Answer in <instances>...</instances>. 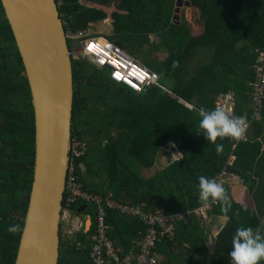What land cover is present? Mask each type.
Listing matches in <instances>:
<instances>
[{"label":"trees","instance_id":"16d2710c","mask_svg":"<svg viewBox=\"0 0 264 264\" xmlns=\"http://www.w3.org/2000/svg\"><path fill=\"white\" fill-rule=\"evenodd\" d=\"M81 1L112 10V34L106 39L156 73L165 89L135 93L112 82L103 70L82 60L72 63V140L84 144L85 151L71 161L83 190L111 196L145 215L184 211L187 217L174 223V233L155 242L158 264H230L237 228L259 233L264 219V98L260 118L251 121L248 116L253 112L254 65L264 52V0H190L204 26L196 38L176 18L177 0H60L59 15L73 33H87L91 24L109 18ZM167 79L173 82L170 88ZM229 91L235 94V116L251 121L246 141L226 137L209 143L197 135L198 110L216 108V98ZM168 144L175 145L170 150L178 157L167 158L157 169ZM217 144L223 145L219 153ZM33 167L31 97L0 2V264L15 262ZM139 170L152 173L143 178ZM223 170L227 177L218 179ZM199 176L222 183L229 197L228 204L217 201L213 206L207 226L193 214L203 205L198 200ZM79 205L74 206L77 213ZM97 209L87 205L83 213L94 219ZM214 219L219 221L216 229ZM106 224L111 228L107 237L120 256L142 242L148 229L140 216L118 210H106ZM14 225L18 230L10 232ZM92 235V229L78 233L74 244L60 234L58 264H91Z\"/></svg>","mask_w":264,"mask_h":264},{"label":"water","instance_id":"95a60500","mask_svg":"<svg viewBox=\"0 0 264 264\" xmlns=\"http://www.w3.org/2000/svg\"><path fill=\"white\" fill-rule=\"evenodd\" d=\"M0 2L23 65L34 118L33 176L14 264H58L74 100L67 37L55 0ZM81 4L103 10L112 20V10Z\"/></svg>","mask_w":264,"mask_h":264},{"label":"built area","instance_id":"2783aa9c","mask_svg":"<svg viewBox=\"0 0 264 264\" xmlns=\"http://www.w3.org/2000/svg\"><path fill=\"white\" fill-rule=\"evenodd\" d=\"M57 5L61 4L60 0H56ZM67 40L78 42L80 48L70 50L68 47V55L72 62H78L81 58H85L91 62L96 69L106 72L109 79L119 85L125 86L135 93H141L147 88L157 87L165 91L164 87L159 83V76L149 71L144 65L140 64L132 55L127 53L119 46L114 45L103 36L88 35L84 32L73 33L67 29V23L63 22ZM255 80L252 83V114L248 115L252 120L259 119L262 111V99L264 98V52H259L256 63L254 65ZM215 107H223L225 111L235 118V94L232 91L221 94L216 98ZM246 118V116H244ZM247 127L250 120L246 118ZM236 141H246L245 134ZM85 151V145L77 140H71L70 160L65 182L63 194V206L61 211V222L68 227V235L73 241L76 234L85 232V219L91 216L82 215L74 211L76 204L95 205L98 207L94 214L90 225L93 235L90 237L89 259L91 264H158L159 257L154 250L155 242L159 237L169 236L174 233V223L177 220H184L186 213L167 215L161 210H156L152 215H145L138 208L122 205L109 196H98L90 194L83 190L79 177L76 174V168L71 158L81 156ZM225 169V167H224ZM225 170L218 176V179H224ZM218 204L217 201H210L207 204L193 210L198 222L202 226L209 223V213L213 206ZM106 210H118L121 214L130 216H140L148 226L147 232L143 235L142 242H135L129 252L120 256L115 251L111 240L107 237L110 226L106 224ZM157 229L159 231H157Z\"/></svg>","mask_w":264,"mask_h":264},{"label":"clouds","instance_id":"9594fccd","mask_svg":"<svg viewBox=\"0 0 264 264\" xmlns=\"http://www.w3.org/2000/svg\"><path fill=\"white\" fill-rule=\"evenodd\" d=\"M198 115L200 119L197 135L203 134L205 140L209 143H215L217 138L239 139L246 132V118L244 116L233 118L223 107L212 110L201 107L198 110ZM172 147H175V145L172 144ZM222 148V144L216 145L218 153L222 151ZM175 154L177 153H174L172 157ZM198 181V200L201 203L207 204L210 201H220L228 204L229 197L222 183L206 176H199ZM17 230L18 228L15 225L9 228L10 232H16ZM228 255L230 264H261L264 261V235L255 232L251 227L237 228L232 237V248Z\"/></svg>","mask_w":264,"mask_h":264},{"label":"crops","instance_id":"0c3cea01","mask_svg":"<svg viewBox=\"0 0 264 264\" xmlns=\"http://www.w3.org/2000/svg\"><path fill=\"white\" fill-rule=\"evenodd\" d=\"M176 14H175L176 18L179 20V22L182 21L183 23H185L187 25L190 36L196 38V37H200L203 34L204 26H203L202 22L200 21L199 11L191 5L190 0H177ZM108 20H109V18H108ZM96 35H98V34H96ZM98 36H100V35H98ZM103 37L106 38V36H103ZM161 164L162 163H160V165ZM162 167H164V166L159 167L158 164L156 165L157 169H159V168L161 169ZM151 173H152L151 170L150 171H144V172L139 170V174L143 178H148V176L151 175ZM109 197L112 199L111 196H109ZM163 211L167 214H179V213L184 212V211H177V212L168 213L164 209H163ZM80 213L82 214L83 210ZM82 215L84 216L86 214L83 213ZM92 218L90 217V218L85 219V229L86 230H85V232H81V233L86 235L89 231H91L92 227L90 225L92 224L91 222H93ZM63 224H64L63 227L65 229V233H64L65 237L62 238V236H61V238L67 242L72 241L74 244H77L78 241L77 242L73 241L72 237L68 235L67 225L65 223H63ZM218 225H219V221L214 219V221L212 223V228L216 229L218 227ZM60 234L62 235V233H60ZM88 240L90 241V237H88ZM78 246H79V248H81V244H79Z\"/></svg>","mask_w":264,"mask_h":264},{"label":"rangeland","instance_id":"374dc122","mask_svg":"<svg viewBox=\"0 0 264 264\" xmlns=\"http://www.w3.org/2000/svg\"><path fill=\"white\" fill-rule=\"evenodd\" d=\"M112 29H113L112 22L107 19L105 21H101V22H98V23H95V24H91L89 26L88 32L86 34H88V35L98 34V35L107 37V36H111ZM67 43H68V47H69L70 50L79 51L80 46H79L78 42H75V41L70 39V40H67ZM148 49L149 48L147 47L146 50H148ZM81 60L83 62H85L87 65H90L91 68L92 67L95 68V66L91 62L87 61L84 57L81 58ZM74 63H75V61H74ZM165 84H166V86L168 88H170L173 85V82H172L171 79H167ZM171 148H172V146H170V144H168V146L166 147V150H165V148L163 149V150H165V152H163L161 154V156H160V158L158 160L159 161V165H160V163H162L160 166H164V164L166 162V159L167 158H171L172 155L174 154V152L172 150H170ZM177 157H178V155L175 154L174 157H172V161L174 159H176ZM63 225L64 224L61 222L60 229H61V233H62V235H61L62 238L65 237V234H64L65 233V229H64ZM259 233L261 235H264V219L262 221V225H261V228L259 230ZM211 239H213V238H211ZM208 245H209V248L211 249V247L213 245V241L211 240ZM200 261L202 262V259Z\"/></svg>","mask_w":264,"mask_h":264}]
</instances>
